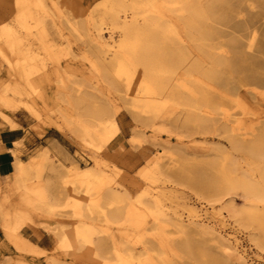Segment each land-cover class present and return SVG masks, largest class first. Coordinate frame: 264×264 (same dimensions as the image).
<instances>
[{
	"label": "rangeland",
	"instance_id": "374dc122",
	"mask_svg": "<svg viewBox=\"0 0 264 264\" xmlns=\"http://www.w3.org/2000/svg\"><path fill=\"white\" fill-rule=\"evenodd\" d=\"M175 1L32 0L42 21L23 26L18 0H0V124L19 129L22 119L27 129L0 182V264H264L254 219L264 214V88L244 74L264 76V0ZM151 2L173 32L155 30L163 43L135 47L155 70V59L173 62L163 78L182 76L195 93L179 90L155 111L128 94L113 64L122 40L114 16L142 24ZM186 3L202 7L203 28ZM238 56L247 71L231 69ZM112 123L118 135L106 143L87 136ZM46 135L59 143L35 140ZM17 164L40 191L33 212ZM26 213L41 226H22ZM27 227L52 246L23 242Z\"/></svg>",
	"mask_w": 264,
	"mask_h": 264
},
{
	"label": "bare ground",
	"instance_id": "6f19581e",
	"mask_svg": "<svg viewBox=\"0 0 264 264\" xmlns=\"http://www.w3.org/2000/svg\"><path fill=\"white\" fill-rule=\"evenodd\" d=\"M173 1H175V0H173ZM201 1H203V0H201ZM219 1L221 2V0H219ZM188 2H189V0H188ZM222 2H221V4H222ZM200 3L202 4V2H200ZM217 3H219L218 0H217ZM201 4H199V7H200ZM148 5L151 6V9H149ZM18 6H19V9L17 10L16 18L20 22L21 25L25 26L24 24L27 25V23H29L30 20H34L36 18H37V22L38 21H42L41 19L43 18V16L41 17L38 14L37 11H34L33 10L34 6H33L32 0H18ZM145 7L147 9H144V11L146 10V12H148L150 15L145 14L146 16L144 17V19L142 17V19H143V23L142 24H140L139 18L136 15H132L130 19H128L129 17H126V19H124V21L122 19L123 22H121V18L118 15V13H117L116 16H114V18L112 20L113 21V29H120L121 30L122 40L120 41L121 42L120 45H118L119 46V49L114 54L113 64H116V66H114V69L117 68V72H116L117 73V76L124 78V80L126 79L125 80L126 81L125 82V86H126V90H127L128 94L131 95V96H133L134 99H135V101L137 103H141L145 107H147L149 109H154V111H155L158 108H161V107L164 106V104H165V100L164 99L170 98L171 96L174 97L173 95H175V97H178L179 96V94H178L179 90H187L188 93H191L193 96L195 95V93H194V91H192L191 87H188L183 82H181L180 84H178V82L180 80H182L181 79L182 76H181V78H178V79L176 78V80L174 79L175 76H169V75L166 76L165 78H163V76H165L163 73H167L168 72L167 67L170 68L171 65L173 66V64H171L173 62L167 60L166 61L167 64H165L163 62V60L165 58L162 59V60L159 59V58L158 59H155V61L157 60V63H158V65H157L158 68H156V70H159L160 72H158V73L157 72H154L156 70L153 69L154 67L153 68L151 67V65H153L151 63V61L154 62V60H153L154 58L152 57V59L151 58L148 59V58H145L144 56L142 57L141 55H143V54H141V52L138 50L139 47L138 48H137V46L135 47V44L137 45V43H139V42H140V44H138V45H141V41H142L143 38L147 39L148 42L150 40L151 42L153 41L154 44L156 42H158V44H159V41H161L160 40V36H159V33L157 31L155 32V30H158V31L160 30L162 33H165V34H170V33L173 32V28H172V25L170 24V20H169V17H168L169 15L168 14H166L162 9H159V8L155 7V5L153 4V2L145 4L144 8ZM184 8H185V11L187 10L188 12H190L192 14L191 22L194 21V23H197L198 26L201 25V24H203L205 26V23H202V20H204L203 19V16H204L203 15V12L204 11H201L202 10L201 9L202 7L201 8H198V6H196L193 3H186ZM213 8H214L213 10H215V7L214 6H213ZM216 8H218V7H216ZM199 9H201V10H199ZM144 11H143V13H144ZM36 12H37V14H36ZM214 12L215 11H213V13ZM181 14H183V13L181 12ZM226 14H228V13L226 12ZM218 17H220V16H217L216 19H218ZM185 18H186V16H185ZM208 18H209V16H208ZM221 18H223V17H221ZM229 19H230V17H229ZM229 19H228V21H229ZM185 20H187V19H185ZM206 20H208V19H206ZM209 20H211V19H209ZM172 22H174V21H172ZM189 23H190V21H189ZM175 26H177V25H175ZM201 27H202V25H201ZM208 27H210V26H208ZM204 28H206V27H204ZM148 29H151L153 32L152 33L151 32H148ZM245 29H246V27H245ZM44 35H45L44 34V29H42L38 33L37 40H40V39L44 40L45 39V36ZM190 35H192V34H190ZM166 41L169 42L168 40H166ZM17 42L18 43H21L20 39H18ZM161 42L163 43V41H161ZM145 47L146 46H144L143 48H145ZM141 48H142V46H141ZM150 48H151V46H150ZM142 51H143V49H142ZM149 51L147 52V54L150 53ZM236 58H237L236 61L234 63H231V65H230L231 66V69H235V70L240 69V70L247 71V69H248L247 66L241 65L240 57L238 56ZM110 62H111V60L109 61V63ZM155 64H156V62H155ZM257 64H256V66H258ZM249 66H250V64H249ZM109 67L111 68V65ZM186 67H188V65ZM139 68H141V70H139ZM151 68L153 70H151ZM196 69L198 70V68H196ZM136 73L137 74L138 73H143V75L141 74L142 76L136 77ZM168 73H170V71ZM172 73H173V71H172ZM244 74H245V79L247 80V82L249 84H253V85L257 86L258 88H264V76H262V75H260L258 73H244ZM173 79L176 81L178 88L177 87H174L173 82H175V81ZM117 130H118L117 124L112 123V124L109 125V131L107 133H105V136H103L102 134L101 135H98V133L96 131L93 132V133H90L88 130H87V132H89V133H87V136L89 138H91V140H94L95 141V139L97 138L101 142L106 143L107 140H108L106 136L109 133L111 135H114L115 136V134L117 133ZM117 135H118V133H117ZM257 148H258L257 146L250 147V149L253 150L252 152H254V150L257 149ZM16 169H17V172H18V175H19V177L17 179L18 187L19 188L23 187V189L24 188H26V189L28 188L27 190H29V188H32V190H33V196L35 197V199L32 200L31 198H29L27 196V194L23 195V197H22L23 205L26 206V209H29L30 211L33 212V207H32L33 203L35 204V202H38L39 200H41L40 191L35 190L37 187H36L35 182H33L31 180L30 173L28 172L29 171L28 169L23 168L22 166H20V164H17ZM82 171H84V170H82ZM85 176H86V174H78L77 175V177L80 178V179L81 178H84ZM245 187L247 189H250L251 191H253V188H249L248 186H245ZM254 219L257 222H259V224L262 226V228L264 230V214H258V215L255 214L254 215ZM27 222H30V223L34 224L35 226H37V227H40L41 226V221L40 220L33 219V217L31 216V214H27L26 213V215H24L22 217V224L21 225L24 226ZM78 235L79 234L75 233L73 235V238H76ZM19 236H20V239L23 242L30 243L22 235L19 234Z\"/></svg>",
	"mask_w": 264,
	"mask_h": 264
},
{
	"label": "crops",
	"instance_id": "0c3cea01",
	"mask_svg": "<svg viewBox=\"0 0 264 264\" xmlns=\"http://www.w3.org/2000/svg\"><path fill=\"white\" fill-rule=\"evenodd\" d=\"M16 124L19 125V129H12L9 126L0 124V182L5 180L13 173L14 162L17 157V155L14 153L18 151L16 145L27 140V129L25 128V122L22 119H17ZM35 140L41 141V143H43L44 140H49L54 144L59 143L57 138L49 137V135H46L40 139L35 138ZM27 150L28 148L26 147L20 151L23 155ZM22 233L26 239H33L37 241L45 249L52 246L49 235L44 231L27 227L23 229Z\"/></svg>",
	"mask_w": 264,
	"mask_h": 264
}]
</instances>
